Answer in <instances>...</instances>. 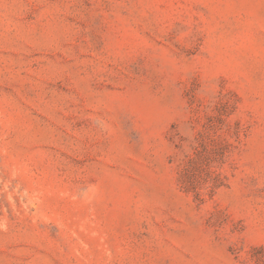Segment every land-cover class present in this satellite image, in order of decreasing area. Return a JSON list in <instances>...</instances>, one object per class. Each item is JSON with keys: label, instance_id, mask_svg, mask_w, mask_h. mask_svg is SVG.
<instances>
[{"label": "rangeland", "instance_id": "rangeland-1", "mask_svg": "<svg viewBox=\"0 0 264 264\" xmlns=\"http://www.w3.org/2000/svg\"><path fill=\"white\" fill-rule=\"evenodd\" d=\"M0 264H264V0H0Z\"/></svg>", "mask_w": 264, "mask_h": 264}]
</instances>
